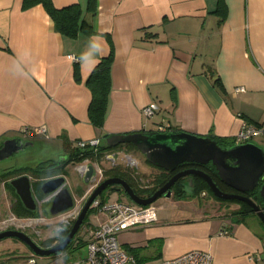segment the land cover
I'll list each match as a JSON object with an SVG mask.
<instances>
[{
    "label": "crops",
    "instance_id": "1",
    "mask_svg": "<svg viewBox=\"0 0 264 264\" xmlns=\"http://www.w3.org/2000/svg\"><path fill=\"white\" fill-rule=\"evenodd\" d=\"M47 1L55 9L77 6L79 22L88 26L77 24L72 37L57 29L42 0H0V143L19 138L31 142L23 151L59 152L60 159L80 141L99 139L107 146L109 136L137 132L183 131L231 145L243 123H264V0ZM109 54L111 87L97 128L89 118L86 82ZM237 87L245 92L235 93ZM151 106L154 113L146 116L143 110ZM39 127L47 137H23L24 128ZM254 139L264 144V137L250 141L262 148ZM122 151L128 154L124 144L107 152L106 167L91 160L77 166L96 164L103 178L105 168L121 165L116 156ZM125 158L138 170L135 158ZM48 161L21 172L57 160ZM146 172L143 189L158 184L154 179L162 170ZM186 179L184 184H192V176ZM185 186L184 197L172 189L169 198H161L153 222L119 235L137 264H162L192 250L209 252L212 264H264L257 216H241L238 204L205 190L193 195L192 185ZM91 190L87 184L78 191L80 207ZM105 197L131 202L119 191ZM105 218L94 209L85 223L95 226ZM30 255L17 239L0 242V264L25 262ZM85 255L82 243L37 258L36 264H78Z\"/></svg>",
    "mask_w": 264,
    "mask_h": 264
},
{
    "label": "water",
    "instance_id": "2",
    "mask_svg": "<svg viewBox=\"0 0 264 264\" xmlns=\"http://www.w3.org/2000/svg\"><path fill=\"white\" fill-rule=\"evenodd\" d=\"M106 143L108 147L130 143L149 164L166 172L176 171L181 164L211 165L220 181L235 192L220 190L207 172L196 167L176 172L162 187L146 198L137 196L123 179L110 177L104 179L90 193L73 224L70 227L66 223L63 224L64 229H68L69 232L62 242L49 248H43L28 235L17 230L0 232V241L5 238H14L22 242L35 256L55 255L69 245L88 211L92 209V202L109 187L117 186L115 191H124L132 203L148 206L159 198H169L176 181L191 176H197L205 181L212 194L218 199L237 200L250 206L264 225L263 210L245 195L258 189V194L264 205V150L256 144L247 142L221 146L217 140L209 136H198L183 131H152L112 135L106 139ZM30 144L31 142L19 138L3 141L0 147V161L22 151ZM82 167L84 168L82 180L85 184H90L95 175V166L93 163H87ZM9 184L15 190L23 206L29 211H35L41 201H38L32 194L31 178L28 175H20L11 179ZM185 184L192 185L191 182ZM65 185L66 181L62 177L47 179L41 185L42 194L51 197L49 213L52 216L63 213L74 205V197Z\"/></svg>",
    "mask_w": 264,
    "mask_h": 264
},
{
    "label": "trees",
    "instance_id": "3",
    "mask_svg": "<svg viewBox=\"0 0 264 264\" xmlns=\"http://www.w3.org/2000/svg\"><path fill=\"white\" fill-rule=\"evenodd\" d=\"M44 3L45 7L47 8V11L51 15L53 21L57 25V29L66 35H70L74 37L77 33V24L80 26L84 27L87 25V23L84 20H80L79 22V15H80V10L77 6H68L66 8L62 9H55L53 8L50 3L47 0H42ZM220 10V7L218 8L217 12ZM78 25V26H79ZM88 26V25H87ZM89 32V31H88ZM111 64H112V54H109L107 57L100 59L94 70L92 71L91 75L87 79V86L89 87L91 94H92V99L91 103L89 106V118L93 126L100 128L103 125L104 118H105V113L107 109V103H108V93L111 87V82H110V69H111ZM218 144L223 146L226 145L227 142L224 140H217ZM125 150L127 152L130 151H138L132 144L127 143L124 144ZM115 147H108V146H98L95 150L93 149H84V150H79L76 148H73L69 151L68 153V159L66 162V166L69 164H80L83 163L86 160H91L93 162H99L101 161L104 156L107 154V152L113 150ZM46 165V164H45ZM49 165H47L48 167ZM40 167V166H39ZM40 167L41 168H44ZM186 167H196L204 170L207 172L212 180L215 182L217 187L224 191V192H235L232 189H230L228 186H226L224 183L220 181L218 178L215 169L211 165H206V166H195V165H190V164H181L176 171L174 172H166L162 170V173L160 177H156L154 181H158V184L153 185L151 188H141L144 176H142L140 173L136 171H131L127 167H123L121 165H114L110 169L104 170L103 171V176L104 179L110 178V177H118L123 179L125 182L128 183V185L133 189V192L142 198H146L151 196L155 191H157L160 187H162L176 172L181 171L182 169ZM135 168V167H133ZM23 170V169H22ZM17 173H22L21 170H16ZM24 171H28L27 169ZM32 173L34 171H31ZM40 172V171H39ZM30 173V172H29ZM186 178L179 179L176 181V183L173 185V194L175 197L180 198L185 196V182ZM41 181L38 183V186L41 185ZM10 188V184H8ZM110 188L112 191H115L117 186L115 187H109L108 189L104 190L97 199H99L100 204L103 205L104 200L102 197L103 193L110 192ZM192 194L197 195L202 191H207L211 196H213L215 199L223 201V202H230V203H235L239 205V211L238 214L241 216L249 215V214H254L256 215L253 210L251 209L250 206L245 204L244 202L237 201V200H221L216 198L212 192L210 191L208 185L203 181L201 178L197 176H192ZM13 189V188H12ZM247 197L252 199L256 204H258L261 209L264 212V205L262 203V200L258 194V189H255L251 192H248L245 194ZM19 207L20 211H17V214L22 216H31L35 217L37 216L36 213L30 212L27 209L24 208L22 203L19 201ZM94 209L92 208L91 210L88 211L87 215L85 216V219L82 223H85L89 214L93 211ZM262 224V223H261ZM263 229L264 225L262 224ZM68 234V231H64L61 233L60 238L54 242L55 240L53 239H48L41 241L39 245L43 248H49L57 243L61 242L64 240L66 235ZM82 241H79L77 243V247L80 245L82 246ZM74 245L73 240L67 245V247L64 249L68 250L69 248H72Z\"/></svg>",
    "mask_w": 264,
    "mask_h": 264
},
{
    "label": "built area",
    "instance_id": "4",
    "mask_svg": "<svg viewBox=\"0 0 264 264\" xmlns=\"http://www.w3.org/2000/svg\"><path fill=\"white\" fill-rule=\"evenodd\" d=\"M70 57L74 60L73 56ZM234 92L244 93L245 89L237 87ZM143 112L146 116H152L154 107H146ZM22 135L26 138L48 136L45 127L32 129L24 128L22 130ZM259 136L264 137V123L259 125L243 123L235 137L234 144L247 143ZM99 145V139L80 141L76 149L95 150ZM82 166L83 165L76 167L81 175L84 170ZM94 166L96 178L102 176V170L99 166L96 164H94ZM91 208L104 212L106 218L95 226L83 223L77 234L72 238L74 243L73 247H75L79 241L83 240L82 243H84V247L86 248V255L78 260V264H137L135 258L121 247L119 235L124 231L153 222L157 211L154 203L148 206H139L132 202L117 200L108 201L101 205L99 199L96 198L92 202ZM78 214L79 212L76 209L65 213L63 217L60 218L59 225H62L67 219L77 217ZM10 220L13 224L19 223L35 227V223L41 221L42 218H16L13 216L9 221ZM36 259L37 256L32 254L26 258L25 262L13 264H36ZM162 264H212V255L206 251L192 250L174 258L166 259Z\"/></svg>",
    "mask_w": 264,
    "mask_h": 264
},
{
    "label": "rangeland",
    "instance_id": "5",
    "mask_svg": "<svg viewBox=\"0 0 264 264\" xmlns=\"http://www.w3.org/2000/svg\"><path fill=\"white\" fill-rule=\"evenodd\" d=\"M253 141L256 143H259V141L257 139H254ZM259 144L264 149V144H262V143H259ZM58 153L59 152H54L51 156H49L51 154V152L49 153L47 151H38L36 149L34 151H31V150L23 151L22 150L16 154L12 155L11 157L0 161V174L3 172H7V171L12 170V168H17V170H21L23 167H26V166L36 167L38 164H40L41 162L46 161V160H49V161L50 160H54V161L58 160L57 158H55V154H58ZM126 155H130L132 158L136 159V161L139 164L138 170L136 168H133L134 166L128 165V163H132L133 161L127 159L129 161L128 162L125 158ZM116 159H117V162L119 164H121V166L129 168L131 171H136L138 173H141V175L149 176V173H147L146 170H148L149 172H155V171L160 170L159 168L149 164L145 160L144 156L142 154L136 152V151H130V152H128V154H126L124 151H122L121 153H119L116 156ZM101 162L103 164L102 166H105V167L108 166L109 162H107L106 160L104 162L101 160ZM41 166H45V164H42ZM76 167H77V164H69L65 168L67 188L69 189V191L71 192V194L74 197V205L72 208L73 210L75 208L80 207L77 192L80 189L85 190V188L87 187V184H85L83 182V180L81 179V176H80ZM107 169L108 168H105V170H107ZM143 184L144 183H142V185ZM119 193L122 195L124 200H126V201L130 200L124 191H120ZM105 195H106V193L102 194V197L104 200L103 203H106L109 201V200L107 201V198L105 197ZM161 202H162V199L159 198L158 200H156L154 202V205H159ZM9 208H10L9 204H5V206L2 207L3 215L1 216V220H0V229L2 227L4 228V227H10V226H13L16 228L18 227L19 229H24L26 232L31 234V237L35 242L38 241V239L41 240L43 238H46L47 236L57 238L56 227H57V223H58L57 221L59 220L58 217L50 218V220L47 221V225H45V223L42 220L38 221L35 223V227L29 226L26 224H19V223L13 224L11 220L9 221V219H11L13 216H15L16 218H27V217H31V216H22L21 217L20 215L17 214V211H19V210H13L14 212L12 211L13 212V214H12V213L8 212ZM36 210L38 212V214H37L38 217L44 218L42 216H47V214L44 211V207H38ZM88 218H90V214H89ZM257 219H258V217H257ZM2 221H3V223H2ZM256 224L260 225L258 220H257ZM260 226H261V228H263L262 225H260ZM51 231H52V233H51ZM39 232H40V235L38 236ZM42 236H43V238H42ZM4 241L5 242H15V239L6 238L0 242L3 244ZM37 244H39V243H37ZM1 247H2V245H1ZM37 258L39 259L41 257L37 256Z\"/></svg>",
    "mask_w": 264,
    "mask_h": 264
},
{
    "label": "flooded vegetation",
    "instance_id": "6",
    "mask_svg": "<svg viewBox=\"0 0 264 264\" xmlns=\"http://www.w3.org/2000/svg\"><path fill=\"white\" fill-rule=\"evenodd\" d=\"M1 143H0V147H1ZM67 159H68L67 156L62 157V158L58 159L57 161L50 163V165L48 167L46 166V167L41 168L39 170H35L33 173L32 172H30V173H27V172L17 173L15 168H12V170H10V171L1 173L0 174V186H1V190H0V220H1V216L3 215L2 207L5 206V204H9L11 210H18V208H19L18 206H19L20 200H19L18 196L16 195L15 190L13 191L12 188H10L8 185L10 180L15 178V177H18L20 175H28L31 178L32 194L34 197H36L38 199V201H41V202H39V206H37V208L38 207H44V211L47 214V216H42V217H44V218H42V221L45 223V225H47V221L50 220V218H56V217L59 218V220L57 221L58 223L56 222L57 223V227H56V231H57V238L56 239L57 240L60 238L62 232H64V231L69 232L68 229H64L63 224L66 223L70 227L77 217H75L73 219H67V221L63 222L62 225H59V222H60V218L63 217V215L65 213L73 211V209H72L73 207L71 208L72 210L69 209V210H67L63 213L57 214L55 216L50 215L49 209L51 207V197H49V196L47 197L46 195L42 194V192L40 190L42 183L47 179L62 177L66 181L65 168L68 166V165L66 166ZM187 168H192V167H186L184 169H187ZM184 169H182V170H184ZM42 171H44V172H42ZM103 180H104V177L103 178H100V177L96 178V176H95V178L93 177V179L90 183V188H92L94 190ZM40 181L42 183L40 186H38V183ZM93 190H91V191H93ZM78 194L79 193L77 192V195ZM82 207L83 206H81L80 208H75V209L79 210L78 212L80 213ZM30 212L38 214L37 210L30 211ZM27 218H33V217H27ZM2 223H3V221H2ZM82 224L80 225L79 229L82 227ZM79 229H78V231H79ZM6 230H17L19 232H23L32 239L31 234L26 232L24 229H19L18 227L16 228V227L10 226V227H4V228L2 227L0 229V232L6 231ZM52 231H51V233H52ZM77 232H76V234H77ZM39 235H40V232L38 233V236ZM42 238H43V236H42ZM49 238H53V237L47 236L46 238H43V239L48 240ZM43 239H41V240L38 239V241H36V242L40 243L41 241H44Z\"/></svg>",
    "mask_w": 264,
    "mask_h": 264
},
{
    "label": "clouds",
    "instance_id": "7",
    "mask_svg": "<svg viewBox=\"0 0 264 264\" xmlns=\"http://www.w3.org/2000/svg\"><path fill=\"white\" fill-rule=\"evenodd\" d=\"M98 198V197H97Z\"/></svg>",
    "mask_w": 264,
    "mask_h": 264
}]
</instances>
